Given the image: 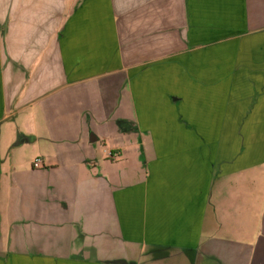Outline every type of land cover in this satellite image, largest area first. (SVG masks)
Wrapping results in <instances>:
<instances>
[{"label": "crops", "instance_id": "1", "mask_svg": "<svg viewBox=\"0 0 264 264\" xmlns=\"http://www.w3.org/2000/svg\"><path fill=\"white\" fill-rule=\"evenodd\" d=\"M194 5L0 0V264H264V0Z\"/></svg>", "mask_w": 264, "mask_h": 264}, {"label": "rangeland", "instance_id": "2", "mask_svg": "<svg viewBox=\"0 0 264 264\" xmlns=\"http://www.w3.org/2000/svg\"><path fill=\"white\" fill-rule=\"evenodd\" d=\"M200 1L202 3V6L192 7L193 13H194V23L195 21H198L199 23V30L197 29V26H195V31H199L203 33H208L211 31H219L221 28H225L224 22L228 21L229 17L235 18V6H227L228 0H220L221 5L216 6L212 5V3H215L216 0H192L193 4H196ZM182 0H172V8H171V14L173 18V28H172V50L171 53L172 56V66H180L179 65V54L177 52L180 51L182 48V40H181V28L180 25H182L179 20L182 18ZM231 9L232 14L228 13L227 10ZM216 14V15H215ZM220 14V18L218 15ZM200 18H202L201 21ZM217 21L214 24V21ZM203 21V22H202ZM221 24H220V23ZM214 25V26H213ZM194 28V25H193ZM205 37V36H204ZM124 48L126 49L125 57H128V61L132 60L131 52L132 50L128 51L129 43H126V40H124ZM177 53V54H175ZM133 56V55H132ZM141 57V56H140ZM146 58V57H145Z\"/></svg>", "mask_w": 264, "mask_h": 264}, {"label": "built area", "instance_id": "3", "mask_svg": "<svg viewBox=\"0 0 264 264\" xmlns=\"http://www.w3.org/2000/svg\"><path fill=\"white\" fill-rule=\"evenodd\" d=\"M42 166V161L39 157H35L32 160V167L33 168H40Z\"/></svg>", "mask_w": 264, "mask_h": 264}]
</instances>
